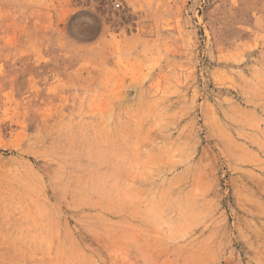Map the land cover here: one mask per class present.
Instances as JSON below:
<instances>
[{"label": "rangeland", "instance_id": "rangeland-1", "mask_svg": "<svg viewBox=\"0 0 264 264\" xmlns=\"http://www.w3.org/2000/svg\"><path fill=\"white\" fill-rule=\"evenodd\" d=\"M0 264H264V0H0Z\"/></svg>", "mask_w": 264, "mask_h": 264}, {"label": "bare ground", "instance_id": "bare-ground-1", "mask_svg": "<svg viewBox=\"0 0 264 264\" xmlns=\"http://www.w3.org/2000/svg\"><path fill=\"white\" fill-rule=\"evenodd\" d=\"M81 31L83 33H87V34H90L91 33V30L90 29H82Z\"/></svg>", "mask_w": 264, "mask_h": 264}, {"label": "built area", "instance_id": "built-area-1", "mask_svg": "<svg viewBox=\"0 0 264 264\" xmlns=\"http://www.w3.org/2000/svg\"><path fill=\"white\" fill-rule=\"evenodd\" d=\"M119 6H120L119 4H116V5H115L116 8H119Z\"/></svg>", "mask_w": 264, "mask_h": 264}]
</instances>
